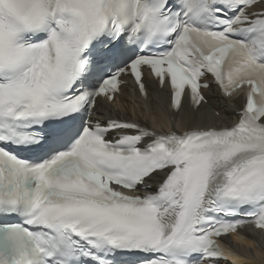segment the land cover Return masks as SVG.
<instances>
[{
  "label": "snow or ice",
  "instance_id": "1",
  "mask_svg": "<svg viewBox=\"0 0 264 264\" xmlns=\"http://www.w3.org/2000/svg\"><path fill=\"white\" fill-rule=\"evenodd\" d=\"M145 73L176 112L214 84L237 121L105 116ZM245 228L264 234V0H0V264H220Z\"/></svg>",
  "mask_w": 264,
  "mask_h": 264
},
{
  "label": "bare ground",
  "instance_id": "2",
  "mask_svg": "<svg viewBox=\"0 0 264 264\" xmlns=\"http://www.w3.org/2000/svg\"><path fill=\"white\" fill-rule=\"evenodd\" d=\"M148 83L149 99L145 107L142 106L137 95L132 93L131 87L127 85L123 88L120 96L124 104L118 113L124 112V116H131L139 123H150L158 131L182 132L191 127L202 128L216 125L223 127L230 126L237 120V116L233 115L235 106L219 99L214 91L207 93L208 104L202 109V113L197 112V116H189L187 108H183L179 114L173 115L169 112L167 93L164 90H159L150 79H148ZM216 111L223 117L217 119ZM107 112L111 113L110 110ZM243 237V240L237 237L231 241V247L240 253L242 259L238 260V263L230 264H264V249L261 247L264 245V234L251 233L243 235Z\"/></svg>",
  "mask_w": 264,
  "mask_h": 264
},
{
  "label": "rangeland",
  "instance_id": "3",
  "mask_svg": "<svg viewBox=\"0 0 264 264\" xmlns=\"http://www.w3.org/2000/svg\"><path fill=\"white\" fill-rule=\"evenodd\" d=\"M218 118V117H217Z\"/></svg>",
  "mask_w": 264,
  "mask_h": 264
}]
</instances>
